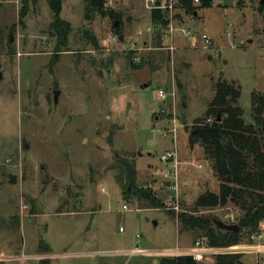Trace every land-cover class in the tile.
<instances>
[{"label": "rangeland", "instance_id": "rangeland-1", "mask_svg": "<svg viewBox=\"0 0 264 264\" xmlns=\"http://www.w3.org/2000/svg\"><path fill=\"white\" fill-rule=\"evenodd\" d=\"M14 1L0 6V264L4 256L21 264L23 253L25 264H159L182 255L165 248L208 243L182 228L180 214L238 224L241 209L232 202L195 208L201 193H219L221 181L193 131L220 78L241 87L244 119L253 122L251 93L264 91V0H214L194 13L177 2V22L196 35L206 31L213 43L194 45L177 31L174 50L166 32L147 31L145 0H112L122 12L119 34L109 17L86 19L85 0H64L71 30L55 64L48 0H37L23 24ZM109 33L124 38L104 45ZM175 150L177 168L162 158ZM125 165L159 207L125 198ZM243 233V249L199 262L227 254L264 264V248L255 247L264 244L260 230ZM45 239L53 253L70 255L50 261Z\"/></svg>", "mask_w": 264, "mask_h": 264}, {"label": "trees", "instance_id": "trees-1", "mask_svg": "<svg viewBox=\"0 0 264 264\" xmlns=\"http://www.w3.org/2000/svg\"><path fill=\"white\" fill-rule=\"evenodd\" d=\"M37 0H21L18 22L23 24L31 6ZM86 19L94 15L109 17L114 31L119 34L121 29L116 21L122 22V12L107 6L106 0H85ZM214 0H202L200 5H193V0H179V9L186 13L207 8ZM64 0H48L53 14L50 32L57 37L52 64L58 61L57 55L68 49V37L71 23L62 18ZM259 12L264 17V6ZM152 22L167 25L163 12L153 9ZM135 64V63H134ZM136 65V64H135ZM137 67V65L135 66ZM241 87L235 81L222 78L214 83V97L203 117L197 119L198 130L193 133L202 142L207 157L212 159L216 175L221 181L219 193L205 191L201 193L195 203V208L223 207L232 202L241 209L238 230H226L215 224L211 217H194L180 214L179 221L184 229H190L197 236L207 237L211 246L223 247L239 244L243 239L244 230L250 232V238L260 230V223L264 221V91L253 90L251 93L253 122L244 119V109L239 100ZM218 116L221 117L218 121ZM126 188L123 190L125 198L131 200L136 196L149 207H159L161 202L147 188L135 184L136 169L125 165ZM164 206V204H162ZM204 240V239H203ZM49 250V249H47ZM159 264H204L192 255L182 254L176 257H163ZM213 264H245L242 256L217 255Z\"/></svg>", "mask_w": 264, "mask_h": 264}, {"label": "built area", "instance_id": "built-area-1", "mask_svg": "<svg viewBox=\"0 0 264 264\" xmlns=\"http://www.w3.org/2000/svg\"><path fill=\"white\" fill-rule=\"evenodd\" d=\"M146 2V7L152 12L153 9H158L161 12H163V17L167 21V25L163 27L162 25L151 23L150 26H148L146 29L147 31L153 33L154 31L161 30L166 32L169 37L171 43L167 47L168 50H174V38H175V33L177 31H180V33L186 37V38H191L193 40V44L196 45L198 42V39L202 40L203 42V47H208L211 46L213 43V40L211 36L205 31L201 35H196L190 28L183 24H179L177 22V15L175 9H177L176 3L179 2V0H145ZM202 0H193L194 5H200ZM106 5L113 7V2L112 0H106ZM144 33V30H139L137 32L138 36H142ZM106 41H103L104 45H107V42L109 40L111 41H120L119 35L117 34H112L109 33V36L105 39ZM136 59V58H135ZM161 96L163 98L166 97V93L161 90L160 92ZM177 150L175 151H168L166 154L163 155V159L165 161H172L174 163L175 167L177 168V165L179 163L178 158H177ZM124 209H129L128 205H124ZM259 238L264 239V221H261L260 223V233L257 235ZM254 237V236H253ZM245 246L235 244L231 246H223V247H217V246H211L208 244L206 241H199L195 245L189 248H181L179 246L175 248H171L170 250L165 249L166 254H168L170 251L173 252H180L181 254H187V255H192L197 261L201 262H206L205 260L211 259V254L214 253L213 251H220L223 249H243ZM258 250H262L264 248V244H256L255 245ZM132 251L137 252V253H142L145 251L143 248L136 247ZM162 252L163 251H159ZM29 256L25 253L22 255H19L18 258L20 259L21 264H25L26 259Z\"/></svg>", "mask_w": 264, "mask_h": 264}, {"label": "water", "instance_id": "water-1", "mask_svg": "<svg viewBox=\"0 0 264 264\" xmlns=\"http://www.w3.org/2000/svg\"><path fill=\"white\" fill-rule=\"evenodd\" d=\"M116 26H118L119 22L116 21ZM76 37V33L74 34V39ZM124 38V35H120L119 36V39L122 41ZM59 93L60 91L56 90L54 92V95H55V101L58 102V97H59ZM221 117L218 116V121H220ZM198 129H195L193 132H197ZM9 181L11 184H16L17 183V175L16 174H12V173H9ZM214 222L216 225H218L219 227L223 228V229H226V230H238L240 228L239 224H230V223H226L220 219H217L215 218L214 219Z\"/></svg>", "mask_w": 264, "mask_h": 264}, {"label": "crops", "instance_id": "crops-1", "mask_svg": "<svg viewBox=\"0 0 264 264\" xmlns=\"http://www.w3.org/2000/svg\"><path fill=\"white\" fill-rule=\"evenodd\" d=\"M12 0H0V6L1 5H3V4H7V3H10ZM15 3H16V6H17V9L19 10L20 9V6H21V0H15L14 1ZM74 214V213H73ZM28 221H31V219H28ZM40 237L41 236H39V238L38 239H40ZM44 239V238H43ZM46 240V239H45ZM38 241L39 240H37V243H38ZM47 241V240H46ZM48 242V241H47ZM197 242V241H196ZM47 244H49V251L51 252V254L49 255V257H50V261L52 260V258H60V257H63V256H69L70 255V253L69 254H66V253H53L52 251H53V249H52V247H51V245H50V243L48 242ZM196 244V243H195ZM179 247H181V246H179ZM144 249V248H143ZM165 249H168V248H165ZM133 250V249H132ZM131 250V251H132ZM131 251H129V252H131ZM150 251H152V250H147V249H145V252L143 253V254H145V255H152L153 256V254H150ZM65 252V251H64ZM82 253H89V252H82ZM26 254V253H25ZM80 254V253H79ZM71 255H73V254H71ZM76 255V254H75ZM3 259H5V261H7V264H10L9 262L10 261H12V260H9V259H11V257H6V256H4L3 257ZM49 264H50V262H49Z\"/></svg>", "mask_w": 264, "mask_h": 264}]
</instances>
